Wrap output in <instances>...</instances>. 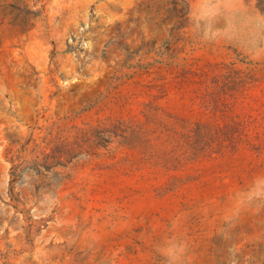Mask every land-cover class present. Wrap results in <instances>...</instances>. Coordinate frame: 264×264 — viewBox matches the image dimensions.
<instances>
[{"label": "rangeland", "instance_id": "obj_1", "mask_svg": "<svg viewBox=\"0 0 264 264\" xmlns=\"http://www.w3.org/2000/svg\"><path fill=\"white\" fill-rule=\"evenodd\" d=\"M0 264H264V0H0Z\"/></svg>", "mask_w": 264, "mask_h": 264}]
</instances>
